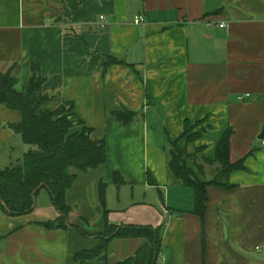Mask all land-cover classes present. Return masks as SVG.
<instances>
[{
	"label": "crops",
	"instance_id": "1",
	"mask_svg": "<svg viewBox=\"0 0 264 264\" xmlns=\"http://www.w3.org/2000/svg\"><path fill=\"white\" fill-rule=\"evenodd\" d=\"M0 71L20 89L37 73L43 93L73 103L107 154L102 166L75 170L65 195L70 227L40 225L61 216L47 188L30 214L0 205V264H75L108 225L162 227L158 264H264V0H0ZM124 110L137 113L131 126L115 117ZM21 121L0 105L1 157L16 164L30 149L9 127ZM186 121L206 129L195 145L211 160L231 130V163L246 168L229 175L231 188L207 187L204 217L169 167L168 138ZM202 167L205 183L220 168ZM130 240L135 252L143 244L109 241V260ZM89 263L106 264L102 256Z\"/></svg>",
	"mask_w": 264,
	"mask_h": 264
},
{
	"label": "trees",
	"instance_id": "2",
	"mask_svg": "<svg viewBox=\"0 0 264 264\" xmlns=\"http://www.w3.org/2000/svg\"><path fill=\"white\" fill-rule=\"evenodd\" d=\"M115 63L122 62L116 59L110 60V65ZM43 82V78L36 73L30 84L20 89L18 79L12 72L0 71V105L21 113L22 121L9 127L13 132L20 134L23 142L30 146L21 163L0 171V205L9 215L30 214L35 209L34 195L37 198L41 191L38 189L44 185L61 216L59 223L46 222L40 225L49 229H59L70 227L67 220L69 207L65 195L74 186L77 178L75 170L88 172L102 166L107 161L106 143L96 142L91 138L93 129L86 126L76 115L73 111V103L58 94L43 93ZM136 116V112L128 110L115 113L117 120L125 126H131ZM199 126L200 123L186 121L183 134L179 138L175 141L168 138L171 155L169 167L175 178L193 190L195 213L204 217L207 211V187L213 184L231 188L229 175L236 170L246 168L243 160L235 164L231 163L232 136L229 130L222 135L218 143L215 159L204 157V161L217 164L220 168L210 183L200 181L186 164V157H191L188 152L190 146L204 154L203 148L195 145L206 131L204 129L202 132H196ZM183 141L184 147L181 146ZM150 181L155 184L151 176ZM114 182L119 186L124 184L120 172L114 174ZM100 197L104 204V184H101ZM162 230V227L152 226L118 228L108 225L105 234L99 236L101 244L96 249L77 255L75 264H88L101 256L106 264H158L163 244ZM119 237L140 238L143 244L133 257L112 263L108 256L109 241Z\"/></svg>",
	"mask_w": 264,
	"mask_h": 264
},
{
	"label": "rangeland",
	"instance_id": "3",
	"mask_svg": "<svg viewBox=\"0 0 264 264\" xmlns=\"http://www.w3.org/2000/svg\"><path fill=\"white\" fill-rule=\"evenodd\" d=\"M201 125V123H200ZM200 127V126H199ZM198 127V128H199ZM197 128V129H198ZM190 152L189 154H191V157L190 158H187L186 157V164L187 166H189L190 170H192L194 172V174H196L197 178L202 181L201 177L205 178L204 175H203V171H202V165L204 166H207V165H214L212 164L211 162H207V161H204V154L203 152H199V151H195L194 150V147L190 146L189 148V151ZM1 153H0V171L5 169V167H11V166H15L16 163L15 162H12V161H7L6 158L4 157H1ZM196 155V156H195ZM198 155V156H197ZM195 156V157H194ZM192 164H196L197 166V170L194 168V166H191ZM191 166V167H190ZM218 170V169H217ZM217 171L214 172V175L216 174ZM213 173V172H212ZM211 173V174H212ZM214 178V176H213ZM204 182V181H202ZM139 241V240H138ZM141 241V240H140ZM121 242V241H120ZM120 242L118 241H115V243H113L111 246H110V251H113L115 249V247L119 246ZM139 242L137 241H124V247L121 248V250L117 251L116 254L118 256H120V258H117L115 257H112L110 259L111 262H116V261H119L120 259H125V258H128L129 255H131L132 253L135 252V250L139 247ZM133 246L135 247L133 250ZM132 251V253H131ZM131 253V254H130Z\"/></svg>",
	"mask_w": 264,
	"mask_h": 264
},
{
	"label": "built area",
	"instance_id": "4",
	"mask_svg": "<svg viewBox=\"0 0 264 264\" xmlns=\"http://www.w3.org/2000/svg\"><path fill=\"white\" fill-rule=\"evenodd\" d=\"M134 21H135V24L136 25H141V24H143V22H144V18H143V16L141 17V16H138V17H136L135 19H134ZM100 27L101 28H106V26H107V22H106V18H105V16H101V20H100ZM221 27H224V25H221ZM262 145H264V131H263V138H262ZM162 256V255H161ZM160 256V258H163V257H161ZM163 260H164V258H163Z\"/></svg>",
	"mask_w": 264,
	"mask_h": 264
},
{
	"label": "water",
	"instance_id": "5",
	"mask_svg": "<svg viewBox=\"0 0 264 264\" xmlns=\"http://www.w3.org/2000/svg\"><path fill=\"white\" fill-rule=\"evenodd\" d=\"M36 77V75H34V78ZM262 137H263V134H262ZM45 188V186L44 185H42L38 190H43ZM37 198L35 197V195H34V200H35V204H34V208L36 207V205H37V200H36Z\"/></svg>",
	"mask_w": 264,
	"mask_h": 264
}]
</instances>
